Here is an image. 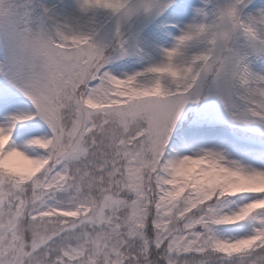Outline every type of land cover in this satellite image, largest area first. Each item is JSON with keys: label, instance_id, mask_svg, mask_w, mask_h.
<instances>
[{"label": "snow or ice", "instance_id": "6c2138e0", "mask_svg": "<svg viewBox=\"0 0 264 264\" xmlns=\"http://www.w3.org/2000/svg\"><path fill=\"white\" fill-rule=\"evenodd\" d=\"M0 264H264V0H0Z\"/></svg>", "mask_w": 264, "mask_h": 264}]
</instances>
